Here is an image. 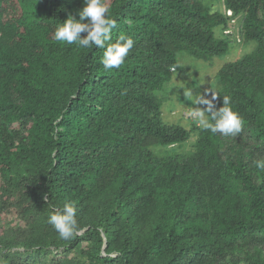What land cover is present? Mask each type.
I'll return each mask as SVG.
<instances>
[{
  "label": "trees",
  "instance_id": "16d2710c",
  "mask_svg": "<svg viewBox=\"0 0 264 264\" xmlns=\"http://www.w3.org/2000/svg\"><path fill=\"white\" fill-rule=\"evenodd\" d=\"M223 2L232 16L204 0H105L111 42L134 40L109 70L98 46L55 40L84 0H0V264H227L240 248L264 264L257 149L202 126L189 151H154L191 138L163 119L157 96L171 68L183 70L178 51L226 53L230 33L215 30L228 31L232 17L257 46L226 62L219 87L203 94L215 92L217 109L229 96L242 132L264 150V0ZM66 202L79 233L64 240L48 220Z\"/></svg>",
  "mask_w": 264,
  "mask_h": 264
},
{
  "label": "clouds",
  "instance_id": "9594fccd",
  "mask_svg": "<svg viewBox=\"0 0 264 264\" xmlns=\"http://www.w3.org/2000/svg\"><path fill=\"white\" fill-rule=\"evenodd\" d=\"M228 10L231 9H224L226 13ZM108 13L109 9L105 0H84V7L78 13L79 19L69 15L64 22L57 25L54 33L55 40L67 44H76L81 48L98 46L99 49L104 50L101 59L104 68L109 70L119 68L133 48L134 40L122 33L118 36L116 42H111L112 30L116 26V21ZM229 15L232 16L233 11ZM235 18L238 17H232L231 19ZM85 32L87 33L86 37H82L81 33ZM175 70V67L171 68V71L174 72ZM184 88L185 96L193 94L191 89ZM216 96L215 92L210 99L207 98L206 94L196 95L194 104L206 105L207 107L196 108L193 116L197 118V122L204 129L212 133H219L223 136H237L242 131V117L237 111L233 110L229 96H223V106L217 109L214 104ZM255 164L257 168L264 169V158L256 161ZM48 222L54 227L60 238L64 240L70 239L79 233L77 209L72 202H66L58 211L54 210Z\"/></svg>",
  "mask_w": 264,
  "mask_h": 264
},
{
  "label": "rangeland",
  "instance_id": "374dc122",
  "mask_svg": "<svg viewBox=\"0 0 264 264\" xmlns=\"http://www.w3.org/2000/svg\"><path fill=\"white\" fill-rule=\"evenodd\" d=\"M208 4H212L213 9L223 10L225 5L223 0H204ZM240 19H231L229 22L228 31H224V27L218 26L216 28V36L223 37L226 32L230 33V46L226 53L219 56H213L209 59L200 58L192 55L186 51H178L177 57L179 64L183 67L182 71H174L172 79L163 87L157 91V96L162 103L163 119L170 124H180L191 130V138L182 144L162 147H154L156 154L162 156L174 151L187 152L192 148L193 143L198 138V129L202 127L197 122V118L193 116V112L196 108H206V105L194 104L196 95H203V91L206 87L218 88V71L221 67L229 61L237 60L243 55L252 52L257 43L255 41L245 42L242 39H238V25ZM186 65V66H185ZM187 87L193 91V94L185 96V88ZM231 137V136H230ZM243 142L244 151H250L257 149L253 152L255 160L264 158V150L262 151L258 145L262 144V141L257 142L256 139L247 135L244 132H240L237 136H233L231 143ZM258 143V144H257ZM242 149V150H243ZM234 151H228L227 154L233 155ZM13 215V213H12ZM14 216V215H13ZM16 224V222H14ZM246 253L243 249H233L226 253L224 261L227 264L238 261V264H250V260L247 259ZM249 257V255H248ZM262 258L264 259V249Z\"/></svg>",
  "mask_w": 264,
  "mask_h": 264
},
{
  "label": "built area",
  "instance_id": "2783aa9c",
  "mask_svg": "<svg viewBox=\"0 0 264 264\" xmlns=\"http://www.w3.org/2000/svg\"><path fill=\"white\" fill-rule=\"evenodd\" d=\"M227 13L232 14V11H231V10H228ZM239 39H240V38H239Z\"/></svg>",
  "mask_w": 264,
  "mask_h": 264
}]
</instances>
